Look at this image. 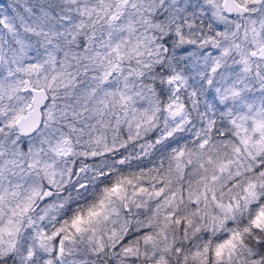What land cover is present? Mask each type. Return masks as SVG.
I'll return each mask as SVG.
<instances>
[{
    "label": "snow or ice",
    "instance_id": "snow-or-ice-1",
    "mask_svg": "<svg viewBox=\"0 0 264 264\" xmlns=\"http://www.w3.org/2000/svg\"><path fill=\"white\" fill-rule=\"evenodd\" d=\"M118 2L128 0H96L98 6H92L91 0H70L71 4L81 3L83 7H77L75 16L71 14V7L60 11L59 19L65 22L66 28L63 35L67 39H62L57 29L49 30L44 34L47 47L42 53L40 42L35 48L32 46L35 36L17 31L15 19L19 17L0 14V264L13 257V264H169L163 254L168 251H174L177 256L183 254L182 264H264V196L260 195L264 192V98L251 99V89L239 76L233 75L239 69L224 63L228 49L219 57L210 53L203 66L196 67L200 83L220 98L215 108L219 109L217 118L221 123L217 126L215 119L205 121L189 143L177 141L175 130L159 122L160 103L153 102L152 97L169 98L165 80L153 75L145 81L142 79L145 73L135 68H130L122 77V83L117 81L113 85L85 121H79L76 111H72L74 139L61 136L53 144L52 139L41 133L39 146L31 140L24 141L37 129H47L48 121L54 119L56 96L52 95L51 104H45L49 92L61 83L71 89L78 72L87 74V65L101 57L99 52L94 56L88 54L90 46L96 47L93 42L97 21L110 25L107 46L113 59L104 56V60L112 69L119 67V61L143 55L141 48L149 49L148 55L155 51V63L163 67L159 52H168L169 41L174 38L184 43L183 28H193L199 23L186 0H131L136 13H128L122 22L124 12L116 7ZM247 2V8L241 6L243 11L264 13V0ZM219 16L223 19V12ZM138 24L145 25L147 30L138 33ZM85 28L89 31L85 32ZM114 30L127 32L128 37L117 36L119 42L114 43ZM24 31L33 30L26 26ZM173 31L174 37L169 35ZM104 34L101 29V36ZM152 42H155L154 50ZM201 43L215 47L211 36ZM45 63L55 74L44 73L41 79ZM239 63L247 72L246 53H241ZM188 71L172 75L165 70L163 75L167 77V84L177 82L179 91V82ZM112 74L108 72L106 77ZM68 107L65 106L62 116H67ZM184 107L171 103L166 110L175 108L171 111L175 117ZM83 136H87L86 141H82ZM45 144L49 145L47 153ZM137 147L144 155H152L154 159L158 156L157 163L133 170L128 161L142 160L135 151ZM148 148L152 153L146 151ZM56 157H60L62 168ZM101 160L102 165L97 163ZM89 161L98 170L92 177L82 178L81 174L89 170ZM186 169L196 177L189 180L187 193L182 187H176ZM10 177H16V182ZM6 179L10 184L8 189H5ZM44 179L47 184L43 183ZM96 180L93 185L92 181ZM20 189L24 190L23 197L17 199ZM85 190L88 200L84 206L59 217L57 209L72 207L70 191L77 192L79 199V193ZM61 192L69 193L68 199L60 198ZM185 196L192 212L178 216L177 208ZM40 200L47 205L40 220L50 218L55 224L50 229L41 226L35 231L29 227L20 236L25 218L31 223L28 214ZM153 200H157L156 205L151 204ZM161 200L163 203H159ZM6 204L9 206L7 220L4 219ZM213 208L223 214L222 218L208 217L214 229L217 221L222 224L229 216L235 217L241 208L247 209L248 219L242 218L237 227H230L229 235L221 242L214 246L208 242L193 253H184L175 243L174 232L170 241L174 224L184 228L186 237L185 225L192 226L194 217L208 216ZM200 230L199 226L195 227L196 232ZM5 235L17 237L7 242V249Z\"/></svg>",
    "mask_w": 264,
    "mask_h": 264
},
{
    "label": "clouds",
    "instance_id": "clouds-1",
    "mask_svg": "<svg viewBox=\"0 0 264 264\" xmlns=\"http://www.w3.org/2000/svg\"><path fill=\"white\" fill-rule=\"evenodd\" d=\"M191 9V14L195 15L196 24L193 28H183L184 43H180L178 39L174 38L169 41L170 48L168 52L161 50L159 56L162 58L163 67L161 64L155 63L157 59V53L152 51V55H148L147 51L149 49L141 48L140 51L144 53L140 56L133 55L130 59H125L119 61V67L112 69L109 64L104 60V56H108L109 59H113L109 55V48L107 46L110 25L107 23H101L97 21L96 24V40L93 42L96 47L90 46L88 49V54L94 56L95 53H101V57L98 60H93L87 65L88 72L84 74L78 72L73 87L71 89H66L61 86L54 89V91L49 92V99L45 101V104H51L52 95L56 96L55 106L56 112L54 113V119L49 120V127L47 129L40 128L36 132L28 137L24 138V141L31 140L39 146L38 138L43 133L44 136H48L53 140V144L56 140L60 139L61 136H71L75 138L74 133H71V126L74 124L72 118V111L75 110L79 121L83 122L86 120L87 116L91 114V110L97 107L101 101L106 97V93L113 89V85L117 84V81L122 83V77L129 73L130 68H135L137 70L143 71L145 73L143 80L147 81L149 77L155 75L161 77L165 80V89L169 92L170 96L166 100L162 97L154 96L152 97L153 102L159 101L161 112L158 113V119L161 125L165 124L170 130H175V139L183 143H189L191 140L195 139V136L200 132L201 125L207 120L215 119L217 126L220 125V120L217 118L219 109L215 108L216 104L219 103V96L214 95L213 90L209 89L206 84H201L200 80L197 78L196 67L203 66L205 57H209L210 53H214L215 56H221V53L225 50H229V55L223 57L224 63L229 68H238L239 71L233 73L234 76H239L240 79L244 80L248 87L251 89V99L254 101H259V99L264 98V13L253 14L250 11H243V8L248 7L247 0H186ZM92 6L96 5V0H91ZM55 6V11H54ZM65 7H71L72 15H77V7H83V4L76 3L71 4L70 0H3L0 3V14L7 13L14 19L19 17L20 19H15L17 25V31L21 35L35 36L32 42L33 48H35L37 42H40L41 53L46 50L47 45L44 43V34L51 29H57L61 33L62 39H67L65 35L66 32L65 22L59 19V13ZM117 8L124 12V16L120 18L122 22L127 18L128 13H133L135 15L136 10L133 9L131 0L125 2H118ZM230 9V11H229ZM223 12L224 18L221 19L219 13ZM82 19H87L82 17ZM103 16H101V21ZM79 22V20H77ZM239 25V27H237ZM31 27L32 32L26 33L24 31L25 27ZM71 27V24L68 25ZM138 33H142L147 30L146 26L143 24H138ZM101 29L105 33L101 36ZM85 32L89 29L85 28ZM215 33L227 34L225 35H215ZM128 37V33H119L113 31V42H119L116 38L117 36ZM159 35V33H157ZM169 35L174 37V31L170 32ZM209 36L215 41V47H211L209 44H202ZM134 36L132 39L134 40ZM151 39V32L149 31V40ZM100 45H104L101 47ZM239 45V47H237ZM131 43H129V47ZM151 49H155V42H152ZM75 51V49H73ZM255 52V55L252 53ZM241 53L247 54V59L249 63L246 65L248 71H243L244 65H240L239 60ZM142 61L143 63H138ZM145 65H151V67H145ZM8 65H5V74L7 72ZM160 69L157 72V69ZM185 69L189 71L185 75V79L180 83V90H176V83L172 85L166 83L167 77L163 75L164 71L167 70L170 74L175 75L178 73H184ZM14 70V66H13ZM75 71V69H74ZM113 72L114 74L108 75L106 73ZM44 73L49 75L55 74V70L52 69L47 63L43 65V71L41 72V79ZM223 75V73H222ZM95 77V79H92ZM32 79L35 81L36 77L33 76ZM220 82L219 80L217 81ZM71 93L68 95L67 93ZM187 101V103H185ZM175 103L177 106L183 104L185 105L183 112L173 117L171 111H175L172 108L170 111L166 110L168 105ZM231 103V102H229ZM70 105L67 108V116H62L61 113L65 111V106ZM44 111L47 112V108L41 105ZM223 108L224 105L220 104ZM215 109V114L213 112ZM107 111V110H106ZM206 114V115H205ZM203 117V119H202ZM111 118V117H107ZM77 127L80 125L77 123ZM230 127V126H229ZM127 131V129H125ZM161 131L164 128L161 127ZM151 131L147 133V136H151ZM159 135V133H157ZM215 135V134H213ZM82 141L87 140V136H83ZM144 142H147L146 138H142ZM231 139V137H229ZM45 152H48L49 145L45 144ZM131 152L132 149H129ZM135 151L142 157V160H130L129 164L132 165L133 170L137 166H152L157 163L158 156L154 159L152 155H144L140 152L139 147ZM148 153H152V149H146ZM57 163L60 167H63L60 157H56ZM74 159H79V157H74ZM81 164L84 163L83 160L80 161ZM151 162V163H150ZM97 163L103 164V160ZM109 163H114V160H109ZM89 170L86 174L82 173V178L92 177L93 173L97 171L93 166L92 161L88 162ZM59 178V177H57ZM13 183L16 182V177L9 178ZM40 180L41 177H36ZM195 180L196 177L189 174V170L186 169L180 181L176 184V187H182L187 193L189 180ZM87 182V181H86ZM98 180L92 181L94 185ZM5 189L10 187L9 180H5ZM23 183V181H21ZM44 184H47L46 179L43 180ZM70 189V185L68 186ZM103 187V185H101ZM20 196L17 199L23 197V189H20ZM72 200L69 201L72 207L69 209L65 207L64 209H57L59 217L66 216L67 213L74 210L77 207H83L84 203L88 200L86 195V190L79 193V199H77V192L70 191ZM264 196V192L260 193ZM69 193H60V198L68 199ZM75 201V203H73ZM163 203V201H159ZM152 205L157 204V200L151 201ZM15 205V201H12V206ZM235 207V205H233ZM47 207L43 200L35 203L31 212L28 214L31 217V223L27 222V217L25 222L21 226L20 236L24 234V231L32 227L35 231L41 226L49 228L55 224V221L50 218L45 220H40V216L43 215L44 209ZM4 219L7 220L9 215V206L6 204L4 208ZM192 212V206L188 202L187 196H185L184 202L177 208V215L183 216L190 214ZM210 216L223 217V214L218 209H211L208 216L194 217V223L192 226H187V236L184 235V228L179 225H173L170 229V241L171 234L175 233V243L180 245L184 253H193L198 248H202L206 243L212 242L214 246L216 243L221 242L224 238L229 235V230L231 228L237 227L241 219H248L247 209L241 208L237 211L235 217L229 216L226 220H223L222 224L217 221V226L215 229L212 226L211 220L208 218ZM199 226L200 231L196 232L195 227ZM16 240L17 237L4 236L5 248L9 247L7 243L9 240ZM159 252L160 250L157 249ZM169 264H182V257L177 256L174 251H168L163 253ZM235 259V258H234ZM15 260V257H13ZM13 260H7L3 264H13Z\"/></svg>",
    "mask_w": 264,
    "mask_h": 264
},
{
    "label": "trees",
    "instance_id": "trees-1",
    "mask_svg": "<svg viewBox=\"0 0 264 264\" xmlns=\"http://www.w3.org/2000/svg\"><path fill=\"white\" fill-rule=\"evenodd\" d=\"M3 2V0H0V3H2Z\"/></svg>",
    "mask_w": 264,
    "mask_h": 264
}]
</instances>
